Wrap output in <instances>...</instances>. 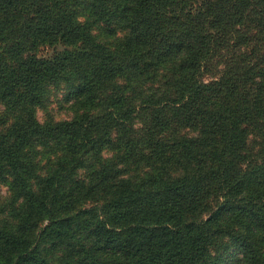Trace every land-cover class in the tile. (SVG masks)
<instances>
[{"label": "trees", "instance_id": "16d2710c", "mask_svg": "<svg viewBox=\"0 0 264 264\" xmlns=\"http://www.w3.org/2000/svg\"><path fill=\"white\" fill-rule=\"evenodd\" d=\"M0 264H264V0H0Z\"/></svg>", "mask_w": 264, "mask_h": 264}, {"label": "rangeland", "instance_id": "374dc122", "mask_svg": "<svg viewBox=\"0 0 264 264\" xmlns=\"http://www.w3.org/2000/svg\"><path fill=\"white\" fill-rule=\"evenodd\" d=\"M51 53L50 50L42 51V54L46 55ZM68 104L64 100V92L62 89L59 91L53 90L46 104L45 110H38L37 117L39 121H43L45 118V111L47 110L49 115L56 121L65 120L71 117V113L68 109ZM3 195H6V190L2 189Z\"/></svg>", "mask_w": 264, "mask_h": 264}]
</instances>
